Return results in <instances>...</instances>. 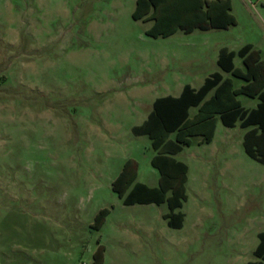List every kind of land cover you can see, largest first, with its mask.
<instances>
[{
  "label": "rangeland",
  "instance_id": "rangeland-1",
  "mask_svg": "<svg viewBox=\"0 0 264 264\" xmlns=\"http://www.w3.org/2000/svg\"><path fill=\"white\" fill-rule=\"evenodd\" d=\"M135 2L0 0V264H94L99 247L101 264L257 260L264 163L245 152L239 122L218 118L211 142L193 135L175 155L188 166L181 227L163 217L166 201L124 204L112 182L133 158L135 181L157 185L155 150L132 127L155 98L221 71L220 44L252 41L264 55V0H231L227 29L167 37L146 34L152 21L132 18Z\"/></svg>",
  "mask_w": 264,
  "mask_h": 264
},
{
  "label": "trees",
  "instance_id": "trees-1",
  "mask_svg": "<svg viewBox=\"0 0 264 264\" xmlns=\"http://www.w3.org/2000/svg\"><path fill=\"white\" fill-rule=\"evenodd\" d=\"M231 0H136L132 18L152 21L145 32L151 37H167L178 30L185 33L194 30L225 29L237 23L231 12ZM242 60L244 68L234 65V58ZM217 64L223 72L245 81L235 88L230 77L219 71L206 77L203 84L195 89L184 85L178 96L158 97L152 104L148 117L132 127L135 135H147L155 150L150 163L159 173L158 185L150 187L135 181L138 162L133 158L125 160L121 171L112 182V189L123 199L124 204L167 202L169 212L163 216L171 227H181L183 213L176 212L186 200L187 165L174 155L184 145H189L190 137L200 135L203 142L213 136L217 117L228 127L239 122L241 127L252 126L243 138L245 152L264 163V59L260 51L246 43L237 51L222 47ZM258 97L253 108H244L237 95ZM197 111L190 117L189 110ZM174 133V138L170 134ZM108 208H102L95 216L94 226L99 228ZM256 261L246 264H263L264 231L258 233V243L254 250ZM102 262V247L94 253V264Z\"/></svg>",
  "mask_w": 264,
  "mask_h": 264
},
{
  "label": "crops",
  "instance_id": "crops-1",
  "mask_svg": "<svg viewBox=\"0 0 264 264\" xmlns=\"http://www.w3.org/2000/svg\"><path fill=\"white\" fill-rule=\"evenodd\" d=\"M225 29H227V28H225ZM246 43H250V44H252L254 47L256 46L255 44H254V42H252V41H245V40H241L240 41V45L238 46V48L237 49H234V48H232L231 46H228V45H226V44H220V46L218 47V54H219V50L222 48V47H226V48H228L229 50H234V51H237L239 48H241L244 44H246ZM255 48H257L259 51H260V56H261V58L262 59H264V55H262V52H261V48H259L258 46H256ZM217 59H218V55H217ZM217 61V60H216ZM234 61V60H233ZM221 70V69H220ZM219 72H221L222 74H223V76H224V73H227V72H223L222 70L221 71H219ZM224 77H227V76H224ZM205 80V79H204ZM204 80H203V82H204ZM203 84V83H202ZM201 84V85H202ZM184 85H186V84H184ZM184 85H182V88H181V91H180V93L182 92V89H183V87H184ZM190 85V84H189ZM200 85V86H201ZM191 86V85H190ZM199 86V87H200ZM191 87H193V86H191ZM199 87H197V88H199ZM193 88H195V89H197L196 87H193ZM235 88H237V87H235ZM180 93L178 94V95H180ZM167 95H170V94H167ZM178 95H176V96H178ZM164 96H166V95H164ZM172 96H174V95H172ZM161 97V96H160ZM158 98V97H157ZM156 99V98H155ZM154 99V100H155ZM154 102V101H153ZM258 103V102H257ZM153 104V103H152ZM257 105V104H256ZM191 109H195V111L193 112V113H191L190 111H191ZM250 109V108H249ZM152 110V109H151ZM197 111V108L196 107H192V108H190V110H189V115H190V117L191 116H193L194 115V113ZM151 112V111H150ZM149 112V113H150ZM147 117H148V115H147ZM146 117V118H147ZM145 118V119H146ZM144 119V120H145ZM217 119H218V117H217ZM217 119H216V122H217ZM143 120V121H144ZM216 122H215V127H216ZM140 125V124H139ZM243 128H245L246 130H245V132H244V134H243V138H244V135H245V133L247 132V131H249L251 128H252V126H247V127H243ZM214 134H215V129H214V133H213V136H212V138H211V140L209 141V142H211L212 141V139H213V137H214ZM200 136V135H199ZM199 142L200 143H202L203 141H202V137L200 136V140H199ZM242 144H243V139H242ZM182 150V149H181ZM180 150V151H181ZM179 153V152H178ZM176 155V154H175ZM175 155H174V157H175ZM176 158V157H175ZM177 159V158H176ZM178 160V159H177ZM181 161V160H180ZM183 162V161H182ZM185 163V162H184ZM186 164V163H185ZM187 165V164H186ZM187 172H188V166H187ZM137 173H138V171H137ZM159 179V178H158ZM186 181H187V178H186ZM186 184V183H185ZM157 185H158V182H157ZM157 185H155V186H157ZM149 186V185H148ZM155 186H150V187H155ZM164 215V214H163ZM164 217V216H163ZM178 228V227H177Z\"/></svg>",
  "mask_w": 264,
  "mask_h": 264
}]
</instances>
